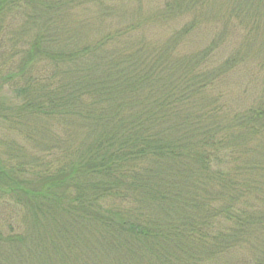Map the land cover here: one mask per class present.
Listing matches in <instances>:
<instances>
[{
    "label": "trees",
    "instance_id": "obj_1",
    "mask_svg": "<svg viewBox=\"0 0 264 264\" xmlns=\"http://www.w3.org/2000/svg\"><path fill=\"white\" fill-rule=\"evenodd\" d=\"M157 1L89 39L68 15L108 0H0V146L23 150L0 154V264H204L264 232V86L227 83L264 82V0Z\"/></svg>",
    "mask_w": 264,
    "mask_h": 264
},
{
    "label": "rangeland",
    "instance_id": "obj_2",
    "mask_svg": "<svg viewBox=\"0 0 264 264\" xmlns=\"http://www.w3.org/2000/svg\"><path fill=\"white\" fill-rule=\"evenodd\" d=\"M109 5H113L111 8L114 9V12H110V14H106L101 12L98 7L91 3L88 6L81 5L74 7L68 18L71 20L69 27H81V30H84L82 34L83 37H89L92 39L94 37L100 36L102 33L106 32L109 29H112L116 26H119L121 23L129 21L133 15H136L135 11H139L140 19L146 17L147 13L152 10L154 5H158L157 0H143L142 3L137 2V0H108ZM108 11V10H107ZM240 32L239 30L235 29ZM167 30L159 25H147L143 30L142 34L150 39L156 41H163L166 36H168ZM203 36V35H202ZM204 37V36H203ZM211 37V31L206 33L204 37V42H208ZM237 38V35L234 33V36H230V39H226L225 47L223 54L227 53L233 45H229ZM237 44L242 39V34L238 36ZM199 47L197 46V42H193L187 50H195ZM194 48V49H193ZM251 71L242 70L240 73H233L230 77H227V83L229 85V89L231 91H237L241 94L242 103L244 106L249 105L256 95L261 92L264 82L261 79L256 80L255 77L251 76ZM9 93V92H8ZM231 97H240L233 96ZM3 128L0 127V137H4ZM8 132V131H6ZM9 139H15L19 142V144L24 145V147H30V141L28 135H24L18 129H12L9 131ZM54 134L56 136L64 137L66 133L58 127L54 129ZM3 143V142H2ZM7 144L5 146H0V154L4 159H6V153L12 160L18 159L23 155V150H20L19 145L13 149H8ZM7 149V150H5ZM264 191V188H262ZM3 211L0 210V224L2 223ZM257 219H264V210H262L261 216L256 217ZM220 220H224L221 217ZM255 229V227H254ZM1 230V229H0ZM3 230V229H2ZM6 231V228L3 230ZM239 237H243L244 240L240 242H236L234 248L228 250L225 255H221L219 260L208 262L204 261V264H264V232L253 230L252 232L244 233Z\"/></svg>",
    "mask_w": 264,
    "mask_h": 264
}]
</instances>
